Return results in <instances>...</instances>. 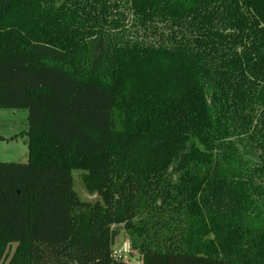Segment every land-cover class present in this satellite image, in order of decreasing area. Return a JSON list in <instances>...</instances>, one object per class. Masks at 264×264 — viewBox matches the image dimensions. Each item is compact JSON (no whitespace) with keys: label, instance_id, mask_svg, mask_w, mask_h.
I'll return each mask as SVG.
<instances>
[{"label":"trees","instance_id":"1","mask_svg":"<svg viewBox=\"0 0 264 264\" xmlns=\"http://www.w3.org/2000/svg\"><path fill=\"white\" fill-rule=\"evenodd\" d=\"M1 110L0 264H264V0H0Z\"/></svg>","mask_w":264,"mask_h":264},{"label":"rangeland","instance_id":"2","mask_svg":"<svg viewBox=\"0 0 264 264\" xmlns=\"http://www.w3.org/2000/svg\"><path fill=\"white\" fill-rule=\"evenodd\" d=\"M26 110H1L0 111V136L10 138L15 134L27 131ZM28 160L27 139L23 137L17 141L0 140V162L24 163ZM74 190L82 202L95 204L102 203L99 195L87 188L84 181V173L80 170L73 171ZM113 247V254L117 258V252L122 251L123 256L117 258L122 264H142L141 256L137 251L131 250L128 232L123 227ZM7 263V262H6Z\"/></svg>","mask_w":264,"mask_h":264},{"label":"built area","instance_id":"3","mask_svg":"<svg viewBox=\"0 0 264 264\" xmlns=\"http://www.w3.org/2000/svg\"><path fill=\"white\" fill-rule=\"evenodd\" d=\"M123 256L122 251L117 252V258H121ZM115 257V256H114ZM116 258V257H115Z\"/></svg>","mask_w":264,"mask_h":264},{"label":"crops","instance_id":"4","mask_svg":"<svg viewBox=\"0 0 264 264\" xmlns=\"http://www.w3.org/2000/svg\"><path fill=\"white\" fill-rule=\"evenodd\" d=\"M15 135H17V134H15ZM14 136V135H13ZM13 136H11V137H13ZM10 137V138H11ZM5 138V137H4ZM21 138H23V136L22 137H18L15 141H17V140H19V139H21ZM6 139H9V138H6ZM11 141H14V140H11Z\"/></svg>","mask_w":264,"mask_h":264}]
</instances>
